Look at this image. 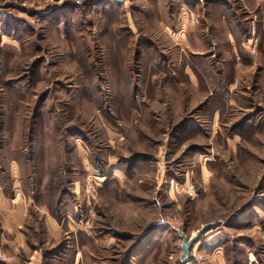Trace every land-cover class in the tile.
<instances>
[{"label": "rangeland", "instance_id": "1", "mask_svg": "<svg viewBox=\"0 0 264 264\" xmlns=\"http://www.w3.org/2000/svg\"><path fill=\"white\" fill-rule=\"evenodd\" d=\"M0 264H264V0H0Z\"/></svg>", "mask_w": 264, "mask_h": 264}, {"label": "water", "instance_id": "2", "mask_svg": "<svg viewBox=\"0 0 264 264\" xmlns=\"http://www.w3.org/2000/svg\"><path fill=\"white\" fill-rule=\"evenodd\" d=\"M212 225H214V222L205 223L200 229H198L191 237L186 236L184 233L180 232V235L182 237L181 241V248L182 252L180 255V259L184 262L189 258V248L195 241L196 237L200 235L202 232L209 229Z\"/></svg>", "mask_w": 264, "mask_h": 264}, {"label": "bare ground", "instance_id": "3", "mask_svg": "<svg viewBox=\"0 0 264 264\" xmlns=\"http://www.w3.org/2000/svg\"><path fill=\"white\" fill-rule=\"evenodd\" d=\"M210 234V233H209Z\"/></svg>", "mask_w": 264, "mask_h": 264}]
</instances>
